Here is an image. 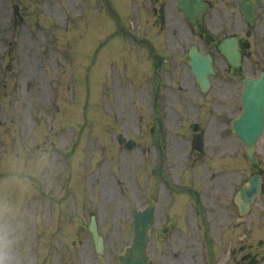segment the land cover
Instances as JSON below:
<instances>
[{"label":"rangeland","instance_id":"374dc122","mask_svg":"<svg viewBox=\"0 0 264 264\" xmlns=\"http://www.w3.org/2000/svg\"><path fill=\"white\" fill-rule=\"evenodd\" d=\"M164 1L109 3L126 30L150 39L156 52L176 56L172 50L179 49L188 26L175 0H166L167 15H162ZM100 2L0 0V81L7 78V86L0 87V264H118L117 255L131 241L133 210L154 194L159 212L167 205V190L160 181L152 177L147 184L157 160L146 124L150 83L155 84L153 59L146 44L117 32ZM14 4L20 6L19 19ZM171 62L160 69L163 95H168L162 105L176 126L175 107L187 95L179 86H195L186 64ZM224 64L217 59L215 66L221 71ZM242 68L251 76L259 71L248 59ZM219 79H214L208 96H199L196 86V102L199 96L200 103L211 107L219 98L215 95L227 87L239 95L240 78L227 85ZM121 128L138 140V146L121 150L115 137ZM229 137L232 143L220 144L219 157L226 149L231 152L226 161L232 168L226 173L234 192L246 168L239 142L230 132ZM258 153L264 179V137ZM198 162L196 173L211 185L203 178L209 169ZM7 173H30L35 179ZM216 174L221 183L224 175ZM258 199L253 215L260 212L259 219L241 218L246 227H251L249 219L259 222L244 230L249 237L264 236V227H259L264 194ZM226 210L237 216L235 205ZM215 211L220 214L218 207ZM92 213L104 238L102 255L95 253L87 229ZM150 245L151 264L192 262V242L182 240L168 253L161 241ZM185 245L189 247L182 250Z\"/></svg>","mask_w":264,"mask_h":264},{"label":"flooded vegetation","instance_id":"af4514ba","mask_svg":"<svg viewBox=\"0 0 264 264\" xmlns=\"http://www.w3.org/2000/svg\"><path fill=\"white\" fill-rule=\"evenodd\" d=\"M204 1L207 8L194 24L190 23L180 11L188 29H184L183 38L178 45L179 49L172 50V54L178 55H165L164 61L170 62L172 60L171 63H178L177 66L186 64L188 50L192 44H195L203 53L211 54L215 62L217 59L224 61L225 58L218 52V42L226 36L235 35L239 41L242 58L248 59L256 67L263 66L264 0ZM167 7L168 3L163 4V12L166 11ZM221 69L224 72L220 73L221 71L217 70L214 73L211 79V87L206 94L200 90L192 74L190 75L195 89L191 86L185 90L179 86V90L187 95L183 102L182 100L179 101L175 107V118L178 119L176 126H173L169 120H172V117H170L168 107L162 105V101H167L168 95L161 94L158 83L154 90L152 87L149 90L150 109L146 124L150 132V143L157 155L156 166L150 170L153 175L157 172L156 167L158 166L159 151L154 146L153 140L156 127L154 105H157L162 120L160 181L167 190L166 197L168 198L166 207L161 206L160 212L158 207L156 208V223L152 230V237L153 241L162 242L164 253L170 252V248L178 246L182 240L187 244L192 242L191 264H263V239L249 237L244 232L246 226H242L240 222H233L229 210H226L232 206V194L229 195L231 186L227 180L221 185L219 176L216 175L217 171L224 169V166L219 163L221 159L219 157L220 144L232 143L229 132L233 135L231 121L238 107V95H234L227 87L224 93L215 95L219 98L210 104L211 107H208L206 102L200 103L199 101V96L209 95L216 77L220 76L219 82L224 85L240 78L238 68L229 65L227 62ZM157 78L160 80V75L157 74ZM196 85L200 93L198 102H196ZM192 91L195 96L190 95ZM139 120H143L142 116L139 117ZM200 143L202 146L199 150ZM190 149L191 152H189ZM196 160H199L198 163H205L206 168L209 169L210 172L203 178L205 181L211 182V185L202 181L201 176L196 173V166L200 165H196ZM246 161L247 164L244 165L248 167L249 160L247 157ZM249 167L247 170L250 172L257 171L261 168V161L254 158ZM261 174L263 175L262 172ZM184 176H192L190 185L195 188L196 196H190L195 205L194 216L192 218L186 216L185 221H182L178 216L179 206L182 202L178 196L181 189H176L177 186L174 185L182 184L184 181L182 177ZM217 184L221 186V189H218ZM148 187L153 191L152 186ZM227 198L231 204L226 202L228 201ZM157 201H159L158 197ZM217 207L220 214L215 211ZM170 211H172L171 215ZM237 229H240V233L237 232L234 236ZM174 238L177 240L175 241ZM188 247L185 245L182 250H187ZM174 253L177 255L179 251Z\"/></svg>","mask_w":264,"mask_h":264},{"label":"water","instance_id":"95a60500","mask_svg":"<svg viewBox=\"0 0 264 264\" xmlns=\"http://www.w3.org/2000/svg\"><path fill=\"white\" fill-rule=\"evenodd\" d=\"M107 9L113 14L106 1ZM183 7L187 8L186 12L190 15L191 11L185 2ZM223 51L229 52V48L222 47ZM193 72L196 75L202 88L208 85L207 75L212 71L210 59L204 56L196 55V61H191ZM245 98L243 105L245 107L241 117L236 119L233 123V128L236 134L241 139H246L244 144L247 147L249 154H252L254 148V142L257 134L264 127V75L259 80H245ZM252 94V95H251ZM258 101L260 105L258 106ZM252 105L259 109H252ZM260 121L261 125H257ZM259 187L258 176H254L250 179L248 185L238 191L236 200L239 203L241 209H246L248 203L252 202ZM153 221V205L147 206L142 211L135 212L134 218V238L132 244L128 246L124 253L119 256V264H146V244L148 240V230ZM90 230L93 234V240L98 252H102V238L98 235L94 217L91 219Z\"/></svg>","mask_w":264,"mask_h":264}]
</instances>
